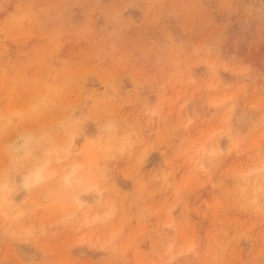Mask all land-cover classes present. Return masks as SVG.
<instances>
[{"label": "rangeland", "instance_id": "1", "mask_svg": "<svg viewBox=\"0 0 264 264\" xmlns=\"http://www.w3.org/2000/svg\"><path fill=\"white\" fill-rule=\"evenodd\" d=\"M83 7V0H0V168L12 185L22 178L12 161L25 155L38 160L35 171L48 187L28 216L46 230L36 247L47 254L48 264H160L169 246L181 251L189 244L196 251L181 257V264H264V176L254 183L257 173H264V38L237 53L250 72L234 73L235 79L201 76L194 87L152 89L148 100L136 87L135 74L124 79L121 73L110 82L107 73L125 63L156 73L164 83L167 65L141 58L145 37L136 32L102 55V41L85 30ZM146 104L159 106L164 120L149 121ZM100 107L112 115L94 118L88 131L109 119L113 139L101 142L98 151L95 136L79 140L80 126L72 129L77 142L70 143L67 126ZM229 109L250 113L245 128L216 127ZM126 125L142 136L160 129L164 142L139 178L126 171L118 155ZM210 126L215 134L204 139ZM221 136L227 140L223 147ZM113 163L120 171L109 181L111 200L99 185L90 186V195L99 200L81 201L94 207L88 224L57 223L58 173L70 164L75 178ZM254 194L258 205L250 203ZM85 232L92 242L80 245ZM97 238L105 241L102 250ZM18 244L31 251L0 236V264H19Z\"/></svg>", "mask_w": 264, "mask_h": 264}, {"label": "clouds", "instance_id": "2", "mask_svg": "<svg viewBox=\"0 0 264 264\" xmlns=\"http://www.w3.org/2000/svg\"><path fill=\"white\" fill-rule=\"evenodd\" d=\"M83 3L81 12L89 21L85 30L102 41V55L114 49L122 36L136 32L145 37L140 49L141 58L167 65L168 74L164 83H159L156 73L143 67H128L125 63L107 73L110 82L119 79L121 73L124 79L128 78L129 73L135 74L136 87L144 90L143 94L148 100L151 99L152 89L159 88L163 92L166 87H194L199 86L197 81L201 76L208 80L216 76L235 79L234 73L250 72L248 65L239 63L237 53L240 48L252 47L257 39L264 38V0H83ZM228 47L235 51L225 52ZM111 115V110L106 107L81 113L77 120L67 126L70 143L77 142L72 129L84 126L79 140L82 141L85 135L95 136L92 144L98 151L102 150L101 142L107 143L113 139V121L102 120L98 126H93L91 132L87 125L94 118ZM144 115L152 122L164 120L159 106L146 104ZM250 120L251 115L246 110L229 109L218 117L216 127L243 129ZM214 134L215 129L210 126L203 130L202 137L209 139ZM220 142L222 147L226 145V137L221 136ZM119 143L122 144L118 148L119 158L124 160L126 171L137 178L153 151L164 146L160 129L151 136H142L132 125H126ZM187 159L191 162L190 154ZM38 166L37 158L31 155L12 161L11 167L18 170L22 177L15 186L9 184L6 172L0 168V236L6 235L31 249L24 251L18 244L22 256L19 264H48L47 254L36 247L46 235V230L28 220L32 203L42 199L48 187L47 181L31 179ZM119 171L115 163L85 170L75 178L70 164L61 170L57 176L60 184V216L57 223L86 226L94 207L87 208L81 201H91L89 187L99 185L105 199L110 201L109 181ZM126 182L132 183L130 179ZM250 203L258 205L259 197L254 194ZM90 242L92 238L86 232L79 236L80 245ZM95 243L100 244L102 250L105 241L97 238ZM195 251V244H189L181 251H173L169 246L164 253L166 259L161 260L160 264H181V257Z\"/></svg>", "mask_w": 264, "mask_h": 264}, {"label": "bare ground", "instance_id": "3", "mask_svg": "<svg viewBox=\"0 0 264 264\" xmlns=\"http://www.w3.org/2000/svg\"><path fill=\"white\" fill-rule=\"evenodd\" d=\"M205 146V145H204ZM203 145H201V147H202V150H204V147ZM202 152V151H201ZM209 152H213V150H210ZM62 158H64L63 156H61ZM60 156L58 157V159H60L61 158ZM61 158V159H62ZM65 159V158H64ZM76 167H73V169H72V173L76 170L75 169ZM264 176V173H257V175H256V177L254 178V183L255 184H259V181L260 180H262L263 177ZM41 177V173L37 170V171H35V172H33V174H32V178H33V181H35L37 178H40ZM245 179H247V178H245ZM11 186H15V183H12V185ZM92 187V186H91ZM260 186H258V188H259ZM99 192V191H98ZM99 195H100V193H99ZM98 197V198H97ZM101 198V197H100ZM95 199H97V200H99V196L97 195V196H95V195H91V201L90 202H88V204L89 203H91V202H93V201H96Z\"/></svg>", "mask_w": 264, "mask_h": 264}]
</instances>
